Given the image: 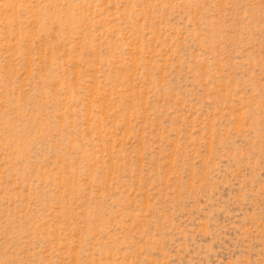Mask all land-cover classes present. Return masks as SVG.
<instances>
[{"label": "rangeland", "instance_id": "1", "mask_svg": "<svg viewBox=\"0 0 264 264\" xmlns=\"http://www.w3.org/2000/svg\"><path fill=\"white\" fill-rule=\"evenodd\" d=\"M0 264H264V0H0Z\"/></svg>", "mask_w": 264, "mask_h": 264}]
</instances>
